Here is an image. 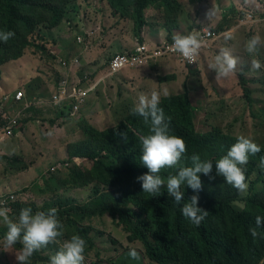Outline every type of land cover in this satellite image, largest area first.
Here are the masks:
<instances>
[{
	"label": "rangeland",
	"instance_id": "rangeland-1",
	"mask_svg": "<svg viewBox=\"0 0 264 264\" xmlns=\"http://www.w3.org/2000/svg\"><path fill=\"white\" fill-rule=\"evenodd\" d=\"M78 1H72L70 4ZM179 1L185 3L188 15L184 16V26L180 28L182 31L208 30L220 36L212 44L213 48L204 51V57L200 59L197 68H185L181 63L174 61V67L168 64L171 68L161 64L134 69L131 74L122 72L116 76L107 71L101 72L106 66L102 62L110 60L113 56L114 53L108 50L117 40L116 37L108 38L111 32L106 28H113L118 34L126 32L132 35V25L130 22L119 24L118 18L112 17L105 5L97 7L96 4L89 5L88 2L69 4L62 23L53 29H49L45 24L39 25L29 36L31 46L25 49L23 56L17 61L0 66V107L4 106L9 119L17 117L18 122V126L12 130V136L0 139V151L7 148L6 153L9 155L4 156V151L0 152V202H5L4 206L11 209L10 216L13 218L18 217L23 208L30 207L33 213L56 208L57 217L63 225V235L57 238L61 242L49 244L35 252L30 258L31 264H49L50 257L74 235L75 227L83 236H88L92 244L89 246L86 243L84 264H154L143 255L139 241L129 240L128 229L115 217L112 219L108 213L81 216L82 210H94L111 188L92 180L89 174L94 166L93 161L89 159L94 152L91 147L94 142L89 141V135L82 128L83 122H67L66 118H60L57 113L73 98L66 97L58 107H54L50 102L51 97L58 93L62 80L68 82L66 90L69 94L73 86L70 82L92 72L95 66L101 63L95 68L94 78L101 79L102 84L98 87L100 90L104 89V92L91 93L84 108H87L85 114L94 119L92 122L95 128L103 131L114 123L108 110L111 103L118 102L126 106L123 110L125 117L133 115L131 110L138 102L136 99L140 92L149 94L147 90L152 87L155 91L167 88L158 85L156 74L177 75L180 80L168 83L167 90L169 94L188 91L186 97L189 106L186 109L193 114L192 125L197 135L213 138L217 134H223L228 136L232 145L238 136L244 135L256 144L264 146V67L253 70L250 66L252 59H258L264 65V43L255 56L245 51V44L252 36L259 35L264 41V0H252L255 5L250 8L239 6V0H196L192 3L189 0ZM192 6L200 11L192 9ZM92 7L94 8L91 14L88 9L92 10ZM210 11H213L214 15L208 18ZM248 13L252 15L254 22L250 18L247 19ZM78 14L79 21L75 25L70 24ZM151 14L158 16L155 11ZM197 18L204 19L200 23L196 22L198 26L190 29L193 26L191 23ZM147 19L150 21L149 17ZM107 21L109 25L106 27ZM88 22H92L90 26L96 24L100 28L88 43V47L106 48V51L100 54L93 48H84L76 43L77 35H82L79 32L84 31L86 25L89 26ZM221 48L230 49L237 57L238 64L234 75L216 80V73L211 71L208 65L214 61ZM76 60L77 65L81 67L76 66ZM160 62L162 61L157 65ZM187 73L186 78L182 79ZM144 77L149 79V83ZM140 78L141 81L143 79L141 84L138 82ZM242 79L250 92L248 97L243 91ZM18 91L23 92V101L12 102ZM163 96L161 95V99ZM160 103L159 107L164 110L165 119L173 121L168 115L170 109L164 107L163 101ZM250 116L257 121V132L260 135H256L252 130ZM0 123L4 124L2 121ZM129 128L126 126L123 132H127ZM135 129L139 130V141L141 136L149 134L148 126L143 121H140V125ZM120 131L114 135V139ZM99 142L102 144L103 141ZM126 144L134 146L129 138L126 143L122 138L117 139L101 158L96 159L106 164H118L127 150ZM134 149L138 150L140 146L136 145ZM140 157L141 155L129 158L133 159L136 172L142 164ZM254 164L258 167L259 162L254 161ZM145 169L148 170L146 167ZM245 171L251 170L245 166ZM211 176L212 172L209 176L200 174L202 187L206 182L218 184L224 180H215ZM254 179L255 177L252 181ZM183 188L184 186L181 191ZM161 189L167 191V186L164 185ZM248 192L249 187L237 196L234 205L238 210L243 209ZM13 203L15 204L12 206ZM126 211L131 217V222H144V216L132 205H128ZM77 225L84 229L90 226V231L86 234L85 230ZM6 231V226L0 224V264H17L15 254L22 245L5 249ZM132 248L139 253V261L128 256Z\"/></svg>",
	"mask_w": 264,
	"mask_h": 264
},
{
	"label": "trees",
	"instance_id": "trees-1",
	"mask_svg": "<svg viewBox=\"0 0 264 264\" xmlns=\"http://www.w3.org/2000/svg\"><path fill=\"white\" fill-rule=\"evenodd\" d=\"M72 1L77 0H0V31L15 33L14 38L7 42L0 41V66L17 61L23 56L25 49L31 46L29 36L39 25L45 24L49 29L59 26L65 18L67 6ZM98 1L108 6L111 15L118 18L119 24L130 22L131 33L139 40L145 27L150 25L145 16L149 6L163 8L167 14L152 18L158 21L160 28L170 34L175 27V22L171 18V16L176 18L178 6L175 0ZM172 78L173 76L169 75L162 80L168 81ZM241 83L248 97L250 92L245 86L246 82L242 79ZM162 104L170 109L168 115L173 119L166 120L169 122L170 133L182 138L187 147L180 165H191L189 158L196 153L200 155L202 161L213 163L211 178L215 180L223 178L217 174L215 163L232 146L228 136L217 134L212 138L195 133L190 111L186 109L189 106L186 93L164 98ZM140 121H143L140 116H126L123 121L117 122L115 127L105 131H98L92 125L83 122L82 128L89 135V141L94 142L91 146L93 155L89 156L94 166L89 174L92 180L111 188V191L102 197L101 203L96 205L94 210L88 212L82 210L81 216L108 213L112 219L115 217L128 229L129 240L139 241L142 244L143 255L154 264H260L264 260V227L257 229L259 234L256 238L251 236L250 228L256 227L257 216L264 217V167L260 165L259 160L264 156V150L249 157V161L259 162V168L255 172L245 171L249 192L242 210H238L234 205L240 192L224 180L218 184L206 182L198 192L184 186L182 190L184 200L188 201L196 195L199 197L198 207L209 212L204 221L195 226L182 216L180 206L174 203V197L169 196L166 190L160 189L161 192L156 196L143 193L137 177L148 173V170L143 169L142 165L136 172L133 159L121 156L118 164H106L96 159L101 158V155L121 138L117 134L114 139V135L118 130L123 133L126 126L130 127L126 133L134 145L126 146L139 152V149L134 147L140 145L137 137L139 130L135 129L140 125ZM217 132L220 133L219 130ZM100 140L103 141L102 144ZM180 165L164 168L160 175L167 179L169 174L177 173ZM253 177L255 179L252 181ZM128 205L135 207L144 216L142 224L130 221L131 217L126 211ZM77 226L85 230L86 234L90 231V226L85 229ZM74 235L86 238V243L92 245L88 236H83L77 227ZM19 245L18 242L16 246Z\"/></svg>",
	"mask_w": 264,
	"mask_h": 264
},
{
	"label": "clouds",
	"instance_id": "clouds-1",
	"mask_svg": "<svg viewBox=\"0 0 264 264\" xmlns=\"http://www.w3.org/2000/svg\"><path fill=\"white\" fill-rule=\"evenodd\" d=\"M175 1L178 6L175 12L176 18L171 16L173 22H175V27L172 29L170 34L158 26V29L163 30L166 35L163 40L154 43L143 41L142 35L140 36V40L132 35L138 43H136L132 49L127 50L126 52L118 53L112 56L110 60H105L102 62V64L106 66L101 72H109L108 66L114 57L134 54L136 53V50L141 47H144L148 50H154L163 45L171 46V48L176 51V53L154 57L147 60L143 66L124 68L117 73H114V75L116 76L117 74L125 72L126 70L159 66L161 64H164L166 67H169L168 64H172V67H174V61L181 63L185 68H197L200 59L204 57V51L209 48H213L212 44L215 43V41L218 40L220 36L208 30H203L201 32L185 30L176 34L174 30L179 29V23L177 22V19L181 16L187 17L188 15L183 10L185 3H182L179 0ZM189 1L192 3L196 0ZM80 2H88L89 5L96 4L97 7H101V4L105 5L98 0H79L78 2L72 4H77ZM238 5H245L246 7L250 8L252 5H255V2L252 0H248L247 2L245 0H239ZM105 7L110 12L108 6L105 5ZM93 8L94 7H92V10L88 9L89 13L92 14ZM195 10L200 11L198 8H195ZM153 11H155L158 15H167L163 8L149 6L146 9L145 16L152 19L151 13ZM148 14L151 16H148ZM212 15H214L213 11H210L207 14L208 18ZM111 16L115 17L113 15ZM154 16H156V14H154ZM248 18L254 22L252 15L249 13L247 14V19ZM79 19L80 14L76 15L70 24L75 25ZM148 21L149 19H147V22ZM220 21L221 19L218 20V23ZM88 23L89 26L86 25L85 30L79 32L82 35H77L76 43L80 44L78 46H87L88 43L93 40L95 34L100 30L96 24L94 26H90V23L92 22ZM99 25L102 28L101 23H99ZM108 25L109 22L107 21L106 27ZM193 27L194 26H192L190 29ZM106 29H108L111 33L113 32V28ZM206 33H209L210 37L204 41L201 37ZM14 36L15 33L13 31H0V41L7 42L9 39L14 38ZM114 36L115 34L112 35V37ZM108 38L111 39V37ZM228 38H230V36H228ZM262 43H264V41H262L261 37L259 35H254L246 42L245 51L249 55L255 56L258 53ZM159 61L162 62L157 65ZM100 64L96 65L95 68ZM237 64L238 59L232 54L231 50L228 48H221L219 53L214 57V61L210 63L208 67L211 71L216 73V80H221L234 75L237 69ZM76 66L81 67L80 65H77V60ZM250 66L253 70H260L262 67H264V65H262L258 59H252ZM95 68L92 72H88L86 75H82V77H77L76 81L70 82V84L73 86L70 88L68 97H72L73 100L67 104L65 108L57 112L59 113L60 118H66L67 122H87L95 128L94 123L92 122L94 119L90 118V115L85 114L87 108H84L91 93L95 94L97 91L104 92V89L100 90L98 87L100 84H102L101 79L99 77L94 78ZM187 75L188 73L181 78L184 79ZM165 76L169 75L156 74L155 80L159 86H165L168 88V83H175L180 80L177 75H170L173 76V78L168 81L162 80V78ZM144 79L148 78L144 77ZM142 82L143 79L141 83ZM167 88H164L162 91H155L152 87L150 90H147L149 91V94H145V91L140 92L139 97L136 99L138 102L132 108L131 113L133 115L142 117L143 123L148 126L149 134L140 137L139 152L131 150L128 146H125L127 150L122 154V157L129 159L141 155L140 160L142 164H140L139 167L142 165L143 169H145V167L148 169V173L137 177V181L141 182L143 193L156 196L161 192V187L166 185L167 193L174 197V203L180 206L182 216L191 224L199 226L209 215V212L198 207L199 197L196 195L192 196L190 200L185 201L184 193L181 191V189L182 186H186L191 188L194 192L200 191L202 189L200 174L209 176L213 169V163L207 160L202 161L199 154L193 153L189 158L191 160V166L180 165L182 158L187 152L186 144L182 138L170 134L169 122L166 121L164 110L159 107V104H161L160 101H163L164 98L169 96L183 95L187 90L181 92L183 94H169ZM81 92L85 93V95L82 96L84 97V100L82 102H78L80 98L78 94ZM161 95L166 97L163 96L161 99ZM99 99L103 100L101 97H99ZM12 102H14V97ZM125 107L126 106H122L120 103L118 104V102L111 103V106L108 107V110L112 114L114 123L103 131L115 127V123L122 121V119L125 117L123 114ZM190 118L191 123L193 124V114L191 111ZM250 121L252 130L256 135H260L257 132V121L252 116H250ZM118 135L124 140L125 143L127 142L128 136L126 132H120ZM221 136L224 135L221 134ZM262 150H264V146L262 147L256 144L252 139L244 135L238 136L236 142L227 150L226 154L216 161L215 167L217 174L223 177L224 181L227 184L233 186L238 192H245L248 189V184L246 183L245 166H248L249 170L255 172L259 167L254 164V160L249 161V157L257 155L258 153L262 152ZM178 165L180 166L178 167L177 173L175 175L169 174L165 181V179L160 175L161 170L164 168H174ZM260 165L264 167V156L260 158ZM4 203L5 202H0V224L6 226L7 228L4 236V248L11 249L18 242L22 245L19 252L15 254L17 264H31L30 258L35 252L41 248L47 247L49 244L61 242V240L58 241L57 238L63 235V225L60 223L57 217L56 208H51L47 211H36L35 213H33V210L30 207L23 208L20 210L18 217L13 218L10 216L11 209L7 206H4ZM255 225L256 227L250 228V234L253 238H256L259 234L257 229L264 227V217L257 216L255 219ZM85 250V239L78 235H73L70 240L63 243L61 249L55 255L50 257L49 264H84ZM128 256L133 260H140V255L135 248H132L128 252ZM260 264H264V260H262Z\"/></svg>",
	"mask_w": 264,
	"mask_h": 264
},
{
	"label": "built area",
	"instance_id": "built-area-1",
	"mask_svg": "<svg viewBox=\"0 0 264 264\" xmlns=\"http://www.w3.org/2000/svg\"><path fill=\"white\" fill-rule=\"evenodd\" d=\"M208 37H210V34L206 33L201 38L204 41H206ZM175 53L176 51H174L169 45H163L154 50H148L144 47H141L138 48L136 50V53L134 54L114 57L109 63L108 71L109 73H117L118 71L124 68L140 67L145 65V63L149 59L162 55H171ZM67 86H68V82L66 80L65 81L62 80V82L59 85L58 93L54 94L51 97L50 102L54 107H58L63 101L66 100V97L69 96L66 90ZM83 95H85L84 92L78 94V96H80L78 102H82L84 100V97H82ZM23 99H24V94L22 91H18L14 95V102H21L23 101ZM16 118L17 117H13L9 119L4 106L3 108L0 107V122L1 121L4 122V124L0 123V139L12 136V130L15 129L16 126H18V122Z\"/></svg>",
	"mask_w": 264,
	"mask_h": 264
},
{
	"label": "crops",
	"instance_id": "crops-1",
	"mask_svg": "<svg viewBox=\"0 0 264 264\" xmlns=\"http://www.w3.org/2000/svg\"><path fill=\"white\" fill-rule=\"evenodd\" d=\"M183 6V5H182ZM192 9H195L194 7H192ZM183 10L185 12H187V8L185 6H183ZM152 18H155L154 15H152ZM204 19V18H203ZM203 19H195L191 24L193 26H195L196 22H201ZM185 18L184 16H181L177 19V22L179 23V29L177 30H174L176 33H181L183 31H185V29L182 31L180 28L183 27L184 25H182V23L184 22ZM173 31V32H174ZM115 34L114 37H116L117 40H115V42L112 44L111 48H109L108 52H113V56L116 54V53H122V52H126L127 50H130L132 49L136 43H138L136 41L135 38H133L132 35H128L126 34V32H123L121 34H118L117 31H113L112 33L109 34L108 37H111V39H113L114 37H112V35ZM165 32L163 30H159L158 29V21H155L153 19L150 20V25L145 27L143 33H142V40L145 41V42H150V43H154V42H157V41H160V40H163L164 37H165ZM84 48H89V49H95L96 53L97 54H100L104 51H106V48H100V47H95V46H91V47H88L87 46H83ZM152 67V66H151ZM148 73H151V71H147ZM146 72V74H147ZM125 73L127 74H131L133 73V70H126ZM142 78V76H141ZM141 78L140 80L138 79V82L141 84ZM166 97V96H164ZM5 153L4 156H9L6 151L7 148H5L4 150H1L0 152H3ZM21 158V157H20ZM19 158V160H20Z\"/></svg>",
	"mask_w": 264,
	"mask_h": 264
}]
</instances>
